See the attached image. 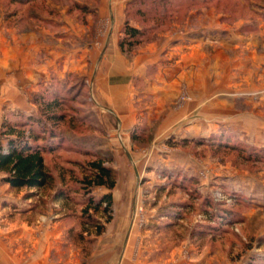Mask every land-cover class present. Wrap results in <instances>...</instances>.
I'll list each match as a JSON object with an SVG mask.
<instances>
[{"label": "rangeland", "instance_id": "obj_1", "mask_svg": "<svg viewBox=\"0 0 264 264\" xmlns=\"http://www.w3.org/2000/svg\"><path fill=\"white\" fill-rule=\"evenodd\" d=\"M202 9L228 15L227 24L248 19L250 29H263L264 0H0V128L38 115V98L51 99L55 90L64 116L60 145L45 155L54 186L17 190L0 180V209H7L0 222L34 233L46 226L81 264L102 250L99 240L118 238L131 240V258L148 264H264V86L233 87L204 102L193 90L199 72L189 69L173 100L155 102L140 94L146 80H137V123L124 130L95 98L92 62L70 70L73 50L94 48L106 34L119 42L125 21L145 32L121 51L130 59L184 26H203ZM94 159L116 179L110 221L91 212L105 223L100 235L84 230L81 215L88 197L82 180Z\"/></svg>", "mask_w": 264, "mask_h": 264}, {"label": "crops", "instance_id": "obj_2", "mask_svg": "<svg viewBox=\"0 0 264 264\" xmlns=\"http://www.w3.org/2000/svg\"><path fill=\"white\" fill-rule=\"evenodd\" d=\"M200 15L203 26L190 29L184 26L183 33L173 34L161 47L146 48L148 50H141L130 59L121 53L118 37L101 36L99 41H94V48L87 45L85 50L79 47L73 50L75 59H71L70 70L87 69L92 62L91 77L94 80L91 79V83L95 98L106 110L112 111L124 130L132 129L137 123V80H146L140 94L153 98L155 102L164 98L173 100L178 79H186L185 70L189 72V69L199 72L193 90L200 97L205 96L204 102L222 97L233 87L251 89L264 86V25L263 29L255 31L250 29L253 23L248 19L227 24L224 21L228 18L226 14L202 9ZM117 17L122 21L121 15ZM97 45H102L100 50ZM95 48L99 54L93 61ZM209 68L211 72L207 71ZM256 76L262 78L255 80ZM186 81L190 87L191 81ZM1 210L0 215L7 211L5 208ZM40 230L41 233H34L36 230L27 225L0 222V264H81L77 252L65 249L69 242L56 235L54 238L48 236L46 226H40ZM99 242L104 243L102 250L93 251L87 264H148L139 256L134 260L131 258V240L118 238Z\"/></svg>", "mask_w": 264, "mask_h": 264}, {"label": "trees", "instance_id": "obj_3", "mask_svg": "<svg viewBox=\"0 0 264 264\" xmlns=\"http://www.w3.org/2000/svg\"><path fill=\"white\" fill-rule=\"evenodd\" d=\"M182 6V2L180 4ZM145 32L124 23L123 37L119 40L120 51L129 52L142 41ZM55 90V89H54ZM56 91V92H55ZM52 92L51 99L38 98V115L20 116L16 120H4L0 128V180L13 189L44 190L54 186V176L45 164V155L57 151L62 135L58 124L64 119L59 113L63 100L59 92ZM220 145V144H219ZM89 174L82 181L88 195L81 215L86 217L84 230L102 234L112 205V190L115 187V173L103 160L89 162ZM94 188L107 192L98 197L90 195ZM93 214L105 215L100 224ZM86 222V223H85Z\"/></svg>", "mask_w": 264, "mask_h": 264}]
</instances>
